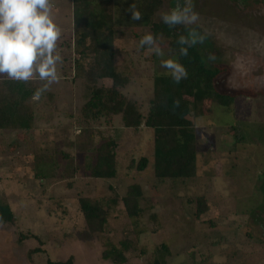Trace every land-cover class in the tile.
<instances>
[{
    "label": "rangeland",
    "instance_id": "rangeland-1",
    "mask_svg": "<svg viewBox=\"0 0 264 264\" xmlns=\"http://www.w3.org/2000/svg\"><path fill=\"white\" fill-rule=\"evenodd\" d=\"M126 1L105 5L114 13ZM51 4L62 30L59 83L37 95L34 128L26 136L0 133V201L15 216L13 223L0 225V264H45L69 256L73 264H114L101 253L106 242L119 246L124 239L132 246L124 264H264V0H195L201 24L211 33L197 46L208 66L223 70L216 86L234 95L235 101L231 109L204 103L201 115L192 109L196 175L162 182L152 170V129L144 124L125 128L120 115L111 122L82 120L80 109L89 91L73 76L77 56L72 3ZM174 6L175 0H164L157 16ZM176 32L180 36L182 29ZM147 33L149 27L132 22L115 24L117 67L131 78L120 91L135 99L143 114L153 93L154 74H168L162 59H176L161 36L164 57L140 48ZM209 53L214 61L207 59ZM34 80L37 89L43 86ZM110 85L108 79L96 83ZM101 135L117 143L113 179H95L89 173ZM142 156L150 163L145 170L129 166ZM131 184L142 190L138 218L129 217L121 201ZM81 197L109 204L106 229L91 241L77 237L86 229ZM115 197L113 205L110 200ZM198 197L205 201L199 217ZM35 248L41 251L32 252ZM235 254L238 258L228 263V256Z\"/></svg>",
    "mask_w": 264,
    "mask_h": 264
},
{
    "label": "trees",
    "instance_id": "trees-1",
    "mask_svg": "<svg viewBox=\"0 0 264 264\" xmlns=\"http://www.w3.org/2000/svg\"><path fill=\"white\" fill-rule=\"evenodd\" d=\"M110 0H71L74 78L86 83L89 97L81 106L82 120L94 122L105 118L111 122L112 117L121 116L125 128L138 129L142 124L153 131L152 170L154 177L164 180L190 179L196 175L197 150L195 125L190 117L192 109L198 115L204 113L203 104L219 105L231 109L235 96L220 91L216 81L223 70L210 67L200 53L198 46L189 49L187 56L179 55V38L176 28L170 29L157 16L164 0H128L117 5L114 13L110 12L106 3ZM173 5V4H172ZM142 13V20L130 19L132 10ZM132 22L149 27L150 33L157 39L161 36L168 40V47L187 69L188 76L176 83L169 74H154L153 93L147 100V110L143 114L140 104L121 93L131 78L117 67L115 48V24ZM147 47V46H146ZM108 79L110 86H96L100 80ZM36 80L19 82L0 76V133L14 132L16 136H26L34 128L36 97ZM206 105V104H205ZM202 106V107H201ZM117 143L112 137L101 135V142L94 148L93 163L89 173L95 179H113L117 174ZM149 160L142 156L137 162L131 160L129 166L137 170H145ZM264 174V171L262 172ZM141 187L131 184L121 201L127 215L138 218L142 209L139 199ZM111 203L116 204L117 198ZM196 216L205 211L203 198L196 199ZM109 204L104 200L89 197L79 198L80 211L84 217L86 229L77 234L80 241H91L106 229L108 223ZM14 213L7 203L0 201V225L13 223ZM101 253L103 260L114 264L127 261L126 252L131 249L130 240L124 239L119 246L110 241ZM168 252L165 245L162 246ZM41 251L35 248L32 252ZM238 254L227 258L232 263ZM45 264H73V257L64 261L48 259Z\"/></svg>",
    "mask_w": 264,
    "mask_h": 264
},
{
    "label": "clouds",
    "instance_id": "clouds-1",
    "mask_svg": "<svg viewBox=\"0 0 264 264\" xmlns=\"http://www.w3.org/2000/svg\"><path fill=\"white\" fill-rule=\"evenodd\" d=\"M130 19L142 20V13L133 9ZM161 19L170 29H182L177 40L180 56H187L192 47L204 45L211 35L201 24L195 0H175V6L163 12ZM61 35L51 0H0V76L19 82L38 79L43 86L37 95L59 83V65L63 63L58 43ZM146 46L155 55L165 56L154 34L142 36L139 47ZM207 59L214 61L216 57L209 53ZM161 67L177 84L188 76L178 59H162Z\"/></svg>",
    "mask_w": 264,
    "mask_h": 264
}]
</instances>
